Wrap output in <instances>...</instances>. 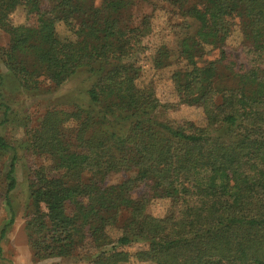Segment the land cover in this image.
Segmentation results:
<instances>
[{
  "label": "trees",
  "instance_id": "obj_1",
  "mask_svg": "<svg viewBox=\"0 0 264 264\" xmlns=\"http://www.w3.org/2000/svg\"><path fill=\"white\" fill-rule=\"evenodd\" d=\"M133 2L153 16L133 22ZM163 7L182 29L197 26L179 42L177 103L168 105L140 84L138 65ZM20 8L25 23L15 26ZM59 26L72 39H61ZM238 26L239 60L228 46ZM0 31L9 37L0 59L24 90L60 88L83 70L97 75L89 107L49 109L23 142L0 134V158L11 157L6 171L0 166V199L12 215L0 243L14 223V174L25 153L52 165L29 169L25 230L37 261L88 248L92 264H264V0H0ZM172 61L162 46L154 63ZM2 88L0 74V128L12 112ZM184 106L200 109L204 122L166 118ZM121 174L128 178L108 183ZM155 200L167 202L162 217L148 212ZM137 243L147 249L125 250Z\"/></svg>",
  "mask_w": 264,
  "mask_h": 264
},
{
  "label": "rangeland",
  "instance_id": "obj_2",
  "mask_svg": "<svg viewBox=\"0 0 264 264\" xmlns=\"http://www.w3.org/2000/svg\"><path fill=\"white\" fill-rule=\"evenodd\" d=\"M160 10V9H159ZM160 13L154 14V33L144 41L146 52L139 58V66L142 69L140 84L151 85L155 88L159 101L164 104H176V97L171 81L172 74L178 69L177 51L181 38L184 34H193L196 31L194 24H190L189 29L181 28V21L176 18H169V8H161ZM130 18L133 22L140 20L143 16H153V8L144 4L133 2L129 10ZM26 13L23 8L18 9L11 16V22L15 26L25 23ZM235 33L228 42V46L235 54L236 59H240L237 51L242 44L243 38L240 33V27L235 28ZM58 35L61 39H72L64 26L57 27ZM9 45V37L6 33L0 31V48L6 49ZM166 47L171 52L173 58L172 65L157 69L154 63L157 51ZM218 52H213L203 58L204 61H211L217 58ZM107 65L96 70L105 72ZM0 74L3 76V88L5 102L10 106L9 122L0 128V134L12 143L23 142L27 139L28 128H34L38 125L39 119L51 108L72 110L74 105L89 107L86 100V91L90 88L95 77L91 75L90 70L80 71L78 76L60 88L51 87L48 82H44L39 90L29 92L24 90L14 77L8 72L2 60L0 59ZM166 118L175 122H193L202 124L204 116L200 109L196 107H180L178 110L170 111ZM3 116L0 115V122ZM11 157L6 155L0 158V166L6 171V166L10 163ZM52 167L51 163L45 159H38L28 154L20 153V159L16 163L15 178L17 180V189L11 194L12 212L14 214V223L7 227L6 235L0 243L2 254L0 255V264H92L96 253L95 250L83 249L74 256L62 259L55 258L45 261H37L29 246L26 230L25 215L31 204L29 190L30 165ZM128 175H116L109 179L110 185L120 184ZM166 201L155 200L148 208V212L154 217H162L166 213ZM12 215L4 200L0 199V233L11 221ZM115 234V233H112ZM144 243L133 244L125 250L135 254L140 250H146ZM128 264H151L138 263L131 261Z\"/></svg>",
  "mask_w": 264,
  "mask_h": 264
}]
</instances>
